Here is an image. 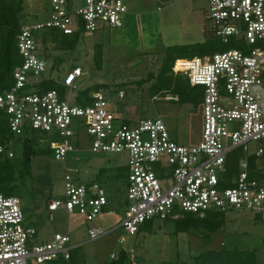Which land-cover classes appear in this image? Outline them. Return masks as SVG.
<instances>
[{
	"label": "built area",
	"instance_id": "1",
	"mask_svg": "<svg viewBox=\"0 0 264 264\" xmlns=\"http://www.w3.org/2000/svg\"><path fill=\"white\" fill-rule=\"evenodd\" d=\"M50 1L45 17L23 26L17 40L22 63L14 69L13 87L0 94V116L7 119L15 140L41 136L62 162L87 146L94 153L125 155L128 206L120 228L129 235L139 234L150 221L178 220L186 213L201 218L208 212L230 211L264 216V164L253 173L249 165L251 156H264V0H196L207 7L208 31L214 40L232 49L178 59L173 65L175 75L185 76L192 87L203 90V129L195 146L176 142L163 118L121 117L102 91L89 95L85 104L78 101L79 94L71 98L79 90L83 70L76 67L59 82L50 77L40 56L47 31L89 37L123 28L128 0H85L80 9L74 8L72 0ZM50 81L65 92L46 90L44 85ZM164 100L180 102L179 96ZM14 142L2 145L0 154L15 158ZM250 143L258 145L257 151H250ZM235 150H242L244 158L239 173L231 178L228 157ZM61 209L82 218L78 228L115 214L98 183L82 184L71 176L65 177V201L48 206L50 212ZM25 220L21 199L0 194V264L70 261L75 249L71 232L32 245L37 232L26 228ZM112 232L94 225L87 228L88 240L83 244ZM119 256L113 255L112 261Z\"/></svg>",
	"mask_w": 264,
	"mask_h": 264
},
{
	"label": "rangeland",
	"instance_id": "2",
	"mask_svg": "<svg viewBox=\"0 0 264 264\" xmlns=\"http://www.w3.org/2000/svg\"><path fill=\"white\" fill-rule=\"evenodd\" d=\"M84 1L72 0V4L80 9ZM128 7L129 14L121 29L81 37L74 51L55 46L44 48L40 56L48 64L50 77L62 82L68 72L80 67L84 74L78 83L79 90L73 91L71 98L88 87L105 85L101 91L121 117L133 121L163 118L176 142L195 146L201 141L203 129L201 106L164 100L175 94L158 91L156 80L149 78L159 75L168 56L192 59L199 57V50L211 46L214 38L208 31L207 7L196 0H128ZM50 9V0H25L23 24L45 17V10ZM220 46L217 52L226 48ZM96 57H100L101 67ZM21 146L14 143L19 153ZM41 146L49 152L32 160V178L27 177L25 185L19 180L23 195L18 198L26 216L24 226L37 232L32 245L49 242L55 234L71 232L75 264H110L112 256L122 252L127 253L126 264H264V216L230 211L224 213V225L216 232L203 225L179 232L176 220L158 219L139 234L129 235L120 228L128 206L127 157L94 153L87 146L62 162L54 158L47 142L42 141ZM249 149L255 152L258 145L250 143ZM66 176L82 184L98 183L115 214L107 213L95 224L78 228L82 218L77 214L70 216L64 209L50 212L48 206L52 201H65ZM94 225L113 232L82 244L88 240L87 228ZM122 238L125 243H121ZM28 264L37 263L31 259Z\"/></svg>",
	"mask_w": 264,
	"mask_h": 264
},
{
	"label": "trees",
	"instance_id": "3",
	"mask_svg": "<svg viewBox=\"0 0 264 264\" xmlns=\"http://www.w3.org/2000/svg\"><path fill=\"white\" fill-rule=\"evenodd\" d=\"M24 4L25 0H0V94L14 85L13 72L14 69L22 63L21 56L17 47L18 36L24 26ZM45 49L55 46L61 50L74 51L81 41V35H64L58 31L51 30L43 34ZM220 44L213 40L210 47L203 48L198 51L200 58L213 56L217 53ZM228 48H221V52ZM197 56L193 58H199ZM179 58L168 56L163 64L160 73L157 77L150 75L149 80H156L155 89L158 91L171 92L175 96H179L180 102L191 103L198 107L202 103L203 90L200 87H192L188 78L182 75H175L172 71L173 65ZM96 62L101 67L100 57H96ZM46 90H58L64 93L65 89L57 82L50 81L44 85ZM105 88V85H94L85 89L78 101L85 104L90 101L89 95L100 92ZM11 141L21 144V152L15 148L17 156L10 159L5 154H0V194L7 197H22L21 186L19 180L25 185V179L32 178V160L35 157L47 154L48 148L41 146L42 137L34 135L26 140H15V137L8 129L7 119L0 116V147ZM244 153L242 150H235L228 157L229 177H234L239 173V167ZM264 162L263 157L255 155L249 158L250 170L260 171L258 168ZM21 194V196H19ZM225 214L222 212H208L206 218L197 217L194 214L186 213L182 218L176 220V228L179 232H189L192 229H198L201 225L205 226L209 231L216 232L223 227ZM150 221L146 223H153ZM141 229V230H142ZM127 253L122 252L117 261H112L110 264H126ZM53 264H75L73 255L70 261L59 260Z\"/></svg>",
	"mask_w": 264,
	"mask_h": 264
},
{
	"label": "crops",
	"instance_id": "4",
	"mask_svg": "<svg viewBox=\"0 0 264 264\" xmlns=\"http://www.w3.org/2000/svg\"><path fill=\"white\" fill-rule=\"evenodd\" d=\"M109 203H110V201H109ZM111 205V204H110ZM111 209V208H110ZM83 244V243H82ZM74 248H75V246H74ZM73 255V254H72Z\"/></svg>",
	"mask_w": 264,
	"mask_h": 264
}]
</instances>
